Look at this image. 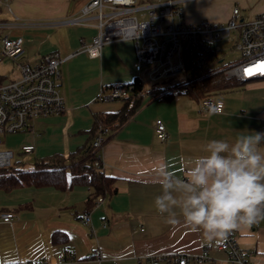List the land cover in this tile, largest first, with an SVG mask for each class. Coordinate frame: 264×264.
Wrapping results in <instances>:
<instances>
[{
	"label": "crops",
	"instance_id": "0c3cea01",
	"mask_svg": "<svg viewBox=\"0 0 264 264\" xmlns=\"http://www.w3.org/2000/svg\"><path fill=\"white\" fill-rule=\"evenodd\" d=\"M85 2L0 0V38H22L23 56L30 62L53 51L64 58L60 90L65 111L37 118L30 130L14 135V157H20V147L29 143L34 145L29 154L34 153L35 160L56 153L68 156L79 149L91 133L94 116L121 107L119 100H97L100 91L115 82H132L136 76L131 40L104 44L97 57L83 50L96 27L71 20ZM216 94L224 101L221 113L200 112L198 101L186 94L169 100L141 97V105L109 134L100 150L102 172L115 177L117 190L99 202L93 199L90 207L91 189L84 183L0 189V210L14 213L11 221H0V264H99L100 259L147 264L148 257L159 254L203 255L211 260L188 264H264V220L234 230L246 260L239 263L219 247L222 239L208 241L179 214L170 219L154 206L160 191L156 165L166 162L179 168L181 159L206 155V145L213 139H233L245 130L264 131V78ZM157 118L166 126L165 140L154 132ZM82 212L88 213L89 222L76 218ZM57 232L61 236L53 242Z\"/></svg>",
	"mask_w": 264,
	"mask_h": 264
},
{
	"label": "built area",
	"instance_id": "2783aa9c",
	"mask_svg": "<svg viewBox=\"0 0 264 264\" xmlns=\"http://www.w3.org/2000/svg\"><path fill=\"white\" fill-rule=\"evenodd\" d=\"M186 0H86L72 22L92 24L96 34L84 44L83 50L91 57L100 55L104 44L131 40L134 47L133 69L136 73L132 82H115L101 90L97 100H116L151 95L156 91L147 88V83L162 85L161 93L184 94L188 82L186 74L209 66L220 68L224 75L243 81L264 78V10L246 20L239 9L232 8L225 22L200 20L186 22L182 3ZM241 52V58L222 65L224 46ZM22 38L3 36L0 38V62L8 60L18 65L13 77L0 75V136L32 128L37 118L58 115L65 111L61 94L60 64L64 58L57 51L42 55L30 62L23 56ZM263 63V66H261ZM136 81V82H135ZM200 112L221 113L223 99L216 93L198 100ZM154 132L160 140L167 138L164 122L154 120ZM109 129L99 127L91 145L96 153L94 166L102 169L101 148ZM1 143V140H0ZM33 144H23L20 151L31 153ZM14 153L0 149V168L11 165ZM98 202L102 200L97 198ZM12 211L0 210V221L9 222ZM76 218L87 223L89 215L82 212ZM219 247L229 253L231 261L245 263L235 231L222 239ZM211 261L208 257L192 255L159 254L147 258V264H188ZM213 261V260H212ZM19 264H47L46 261H31ZM99 264H115L103 259Z\"/></svg>",
	"mask_w": 264,
	"mask_h": 264
},
{
	"label": "clouds",
	"instance_id": "9594fccd",
	"mask_svg": "<svg viewBox=\"0 0 264 264\" xmlns=\"http://www.w3.org/2000/svg\"><path fill=\"white\" fill-rule=\"evenodd\" d=\"M206 155L180 167L155 166L160 191L156 211L178 214L208 240L264 220V131H241L233 139H213Z\"/></svg>",
	"mask_w": 264,
	"mask_h": 264
},
{
	"label": "trees",
	"instance_id": "16d2710c",
	"mask_svg": "<svg viewBox=\"0 0 264 264\" xmlns=\"http://www.w3.org/2000/svg\"><path fill=\"white\" fill-rule=\"evenodd\" d=\"M184 81L188 82V90L184 94L197 101L209 94L225 92L242 86L246 82L226 77L222 69H212L209 66L187 73ZM148 91H156V97H153V100H169L174 96V94L161 93L159 87H154ZM116 100L121 103L120 109L96 114L90 129L91 133L85 144L69 153L68 156L56 153L37 158L29 169L21 168L18 165L0 168V189H10L24 184L41 186L51 184L65 188L66 186L84 183L91 189L87 202L89 207L95 204L93 199L104 198L106 195L114 193L117 190L116 179L114 176L106 175L102 172V169L94 166L96 153L91 142L99 127H106L111 133L122 126L141 105V97ZM18 154L22 155V151L19 150ZM60 236L61 234L58 232L53 234L52 241H59Z\"/></svg>",
	"mask_w": 264,
	"mask_h": 264
},
{
	"label": "rangeland",
	"instance_id": "374dc122",
	"mask_svg": "<svg viewBox=\"0 0 264 264\" xmlns=\"http://www.w3.org/2000/svg\"><path fill=\"white\" fill-rule=\"evenodd\" d=\"M237 7L246 20L253 17L256 13L262 12L264 10V0H186L182 3V13L186 22H196L200 20H215L219 22H225L231 13L233 7ZM222 62L219 66H225L229 63L238 61L241 58V52L239 50L230 49L229 45L224 46L221 53ZM9 75L13 77L18 73V65L11 62L8 65L6 61L0 62V74ZM147 86H150L147 83ZM175 96H183L186 98L185 94H176ZM151 97V95L146 96ZM190 102V101H189ZM193 106H196L195 102H190ZM22 132V131H21ZM23 133L6 134L0 136V149H9L15 152L16 148L13 146L15 143L13 137L14 135H21ZM34 153H23L20 157H13L11 159V165L19 166L24 169H29L32 167L34 160ZM69 161L68 159L66 160Z\"/></svg>",
	"mask_w": 264,
	"mask_h": 264
},
{
	"label": "bare ground",
	"instance_id": "6f19581e",
	"mask_svg": "<svg viewBox=\"0 0 264 264\" xmlns=\"http://www.w3.org/2000/svg\"><path fill=\"white\" fill-rule=\"evenodd\" d=\"M261 66H263V63H262V65ZM221 97V96H220Z\"/></svg>",
	"mask_w": 264,
	"mask_h": 264
}]
</instances>
